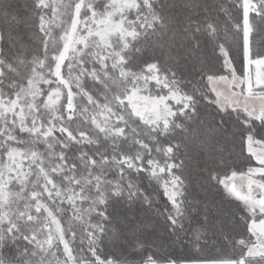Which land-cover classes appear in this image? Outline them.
I'll list each match as a JSON object with an SVG mask.
<instances>
[{"label":"snow or ice","instance_id":"1","mask_svg":"<svg viewBox=\"0 0 264 264\" xmlns=\"http://www.w3.org/2000/svg\"><path fill=\"white\" fill-rule=\"evenodd\" d=\"M0 264H264V0H0Z\"/></svg>","mask_w":264,"mask_h":264},{"label":"trees","instance_id":"2","mask_svg":"<svg viewBox=\"0 0 264 264\" xmlns=\"http://www.w3.org/2000/svg\"><path fill=\"white\" fill-rule=\"evenodd\" d=\"M21 3H23V0H20ZM231 2V0H230ZM19 39H21L25 44L29 43L30 39H31V33L26 31V29L21 26L20 29H19ZM237 68H239V63H237ZM245 168L247 167V165L244 166ZM197 177L193 176V179H192V189L191 191L195 194V193H199L200 192V189L198 187V184H197ZM209 199H211V196L209 197ZM160 204L161 206H163L164 204V200L161 199L160 200ZM227 207V205H225ZM161 222H162V218H161Z\"/></svg>","mask_w":264,"mask_h":264},{"label":"rangeland","instance_id":"3","mask_svg":"<svg viewBox=\"0 0 264 264\" xmlns=\"http://www.w3.org/2000/svg\"><path fill=\"white\" fill-rule=\"evenodd\" d=\"M253 75H255V66L252 67Z\"/></svg>","mask_w":264,"mask_h":264}]
</instances>
